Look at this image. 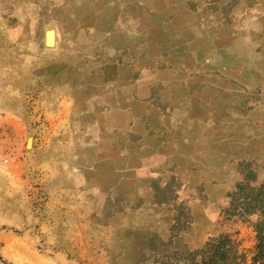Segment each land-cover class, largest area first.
<instances>
[{
  "label": "crops",
  "instance_id": "0c3cea01",
  "mask_svg": "<svg viewBox=\"0 0 264 264\" xmlns=\"http://www.w3.org/2000/svg\"><path fill=\"white\" fill-rule=\"evenodd\" d=\"M13 2L36 54L19 88L30 114L0 117V149L16 152L0 176L7 191L19 185L17 145L41 133L25 152L62 213L43 239L84 238L93 221L139 234L167 223L171 192L214 196L237 160L264 159V2Z\"/></svg>",
  "mask_w": 264,
  "mask_h": 264
},
{
  "label": "rangeland",
  "instance_id": "374dc122",
  "mask_svg": "<svg viewBox=\"0 0 264 264\" xmlns=\"http://www.w3.org/2000/svg\"><path fill=\"white\" fill-rule=\"evenodd\" d=\"M244 2L253 5L264 0ZM11 3L13 0H0V117L13 110L26 118L30 114L27 97L19 91L29 81L23 57L36 52L23 42L25 37L18 30L20 19ZM38 133L28 130L17 145V153L23 152L26 175L18 180L19 185L7 191L0 176V264H199L203 247L221 234L230 236L245 264H252L256 244L253 222H262L264 229V159L259 154L237 160L236 171L220 175V190L214 196L199 185H189L179 196L171 192L167 223L144 225L138 234L136 229L114 232L115 225L93 221L84 238L43 239L44 224L51 226L62 213L46 206L41 190L44 183L36 176V171H42L37 155L34 149L25 152ZM13 152L16 154L13 148L6 152L0 149V170L11 161L8 153ZM190 201H194L193 206ZM66 226L61 223L58 229ZM57 234L62 235L60 231ZM25 249L27 254H23Z\"/></svg>",
  "mask_w": 264,
  "mask_h": 264
},
{
  "label": "trees",
  "instance_id": "16d2710c",
  "mask_svg": "<svg viewBox=\"0 0 264 264\" xmlns=\"http://www.w3.org/2000/svg\"><path fill=\"white\" fill-rule=\"evenodd\" d=\"M245 199L248 197H244ZM250 199V198H249ZM256 230L255 253L252 256V264H264V229L262 222L254 221ZM199 264H245L243 254L237 253L230 236L219 235L207 242L201 250Z\"/></svg>",
  "mask_w": 264,
  "mask_h": 264
},
{
  "label": "bare ground",
  "instance_id": "6f19581e",
  "mask_svg": "<svg viewBox=\"0 0 264 264\" xmlns=\"http://www.w3.org/2000/svg\"><path fill=\"white\" fill-rule=\"evenodd\" d=\"M48 39H50V38H49V35H48Z\"/></svg>",
  "mask_w": 264,
  "mask_h": 264
}]
</instances>
